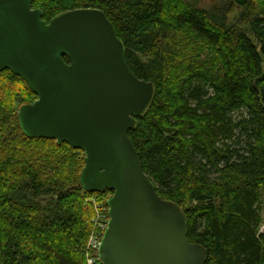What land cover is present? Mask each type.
<instances>
[{"label": "trees", "instance_id": "16d2710c", "mask_svg": "<svg viewBox=\"0 0 264 264\" xmlns=\"http://www.w3.org/2000/svg\"><path fill=\"white\" fill-rule=\"evenodd\" d=\"M35 0L47 22L106 12L141 79L156 85L129 134L159 194L179 204L206 264H264V0ZM243 9L228 22V5ZM68 60V58H65ZM37 95L0 73V264H88L95 216L80 185L84 153L30 138L18 110ZM102 264V263H101Z\"/></svg>", "mask_w": 264, "mask_h": 264}, {"label": "water", "instance_id": "95a60500", "mask_svg": "<svg viewBox=\"0 0 264 264\" xmlns=\"http://www.w3.org/2000/svg\"><path fill=\"white\" fill-rule=\"evenodd\" d=\"M34 1L0 0V73L20 76L37 95L18 110L22 131L81 150V187L112 192L99 260L206 264L207 249L188 238L184 209L159 194L129 134L151 109L155 83L131 70L104 10H67L47 22Z\"/></svg>", "mask_w": 264, "mask_h": 264}, {"label": "built area", "instance_id": "2783aa9c", "mask_svg": "<svg viewBox=\"0 0 264 264\" xmlns=\"http://www.w3.org/2000/svg\"><path fill=\"white\" fill-rule=\"evenodd\" d=\"M87 201L93 203L95 208V216L92 218V231L86 247L87 263L101 264L98 251L110 220L109 206L101 201L98 194L88 196Z\"/></svg>", "mask_w": 264, "mask_h": 264}, {"label": "rangeland", "instance_id": "374dc122", "mask_svg": "<svg viewBox=\"0 0 264 264\" xmlns=\"http://www.w3.org/2000/svg\"><path fill=\"white\" fill-rule=\"evenodd\" d=\"M226 3V0H199L198 5L204 8H210L215 5H222ZM243 9L235 4L230 3L228 5V22L229 23H236L242 14ZM262 216L263 222L260 226V231L264 232V203L262 204Z\"/></svg>", "mask_w": 264, "mask_h": 264}]
</instances>
